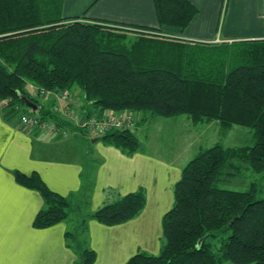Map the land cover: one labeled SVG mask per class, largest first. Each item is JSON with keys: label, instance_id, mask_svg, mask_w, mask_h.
<instances>
[{"label": "trees", "instance_id": "obj_1", "mask_svg": "<svg viewBox=\"0 0 264 264\" xmlns=\"http://www.w3.org/2000/svg\"><path fill=\"white\" fill-rule=\"evenodd\" d=\"M63 1L0 0L3 114L16 115L22 97L34 101L29 93L34 87L36 93L69 91L60 108L66 106L72 115L69 105L77 87L84 102L82 123L105 111L134 115L133 128L110 129L97 137L126 154L139 149L134 130L146 121L145 115L186 114L195 122L218 121L224 129L233 124L251 128V145L224 147L216 142L185 164L174 186L173 205L162 218L160 252H138L125 264H264V197L256 198L253 183L247 190L218 186L230 168H238L235 160L264 172V38L212 44L172 36L197 15L191 0H151L157 27L93 19L87 10L66 16ZM58 109L41 108L36 116L54 122L66 135L69 128L84 134L82 116L75 123ZM14 176L43 199L34 227L68 218L69 201L37 174L15 171ZM144 205L145 194L138 190L90 216L116 225L137 216ZM224 231L229 235L214 250L211 239ZM66 235L75 242L74 234ZM94 260L95 252L85 248L78 264Z\"/></svg>", "mask_w": 264, "mask_h": 264}, {"label": "crops", "instance_id": "obj_2", "mask_svg": "<svg viewBox=\"0 0 264 264\" xmlns=\"http://www.w3.org/2000/svg\"><path fill=\"white\" fill-rule=\"evenodd\" d=\"M222 1L191 0L197 15L183 32L173 31L172 36L212 44L264 38V0H229L227 17L240 26L226 25L219 33L216 24ZM95 2L99 15L107 21L157 27L151 0H94L86 10ZM78 6L79 0H64V12L71 13L64 15H81L71 12ZM241 19L247 27H242ZM241 31L247 34L237 33ZM29 93L35 98L34 115L41 108L53 110L65 104L53 94L38 95L34 87ZM71 101L69 108L80 118L82 96L73 92ZM24 106L26 110L18 104L17 114L7 117L0 102V264H78L85 248L95 252L93 264H125L138 252L158 254L163 245L162 218L173 205L174 186L185 164L206 147L202 143L208 137L203 136L200 124L206 128L220 124L222 128L221 123L195 122L186 114L169 118L145 115L147 128L155 129L151 135L146 131L137 135L144 122L140 124L134 130L139 149L126 154L98 138L83 143L75 130L72 139L69 134L24 129L19 121L20 114L28 112ZM70 144L75 148L70 149ZM15 171L37 174L47 188L65 197L71 205L68 218L50 227H34L43 199L37 190L19 183ZM138 190L145 194V205L137 216L116 225L90 216L101 206ZM66 233L74 234L75 242Z\"/></svg>", "mask_w": 264, "mask_h": 264}, {"label": "rangeland", "instance_id": "obj_3", "mask_svg": "<svg viewBox=\"0 0 264 264\" xmlns=\"http://www.w3.org/2000/svg\"><path fill=\"white\" fill-rule=\"evenodd\" d=\"M93 1L94 0H79V6L77 7V9L72 10L71 12H74V13L80 12L79 14H82L83 11L86 10ZM228 4H229V0H223L221 7H220V13L218 15V20L216 24V31L219 33L223 27H226V25L230 28H233V27L237 28L240 26L237 23V20L232 19L234 16L231 17L232 20H229V17H227ZM96 6L97 4L95 2L92 6H90L86 14H88V16H90L93 19H99V18L105 19L106 17H101L99 15L101 11H98L97 10L98 8H96ZM65 12L67 14H71L67 10H65ZM65 12L63 10V14ZM89 13L91 15H89ZM108 15H110V13H108ZM105 20H109V19H105ZM240 23L245 25L242 27H247L246 20L241 19ZM237 33L242 34V35L247 34V32H242V31L237 32ZM244 39H248V38H244ZM73 92L74 94H79L80 96H82L81 91L77 87ZM21 108L25 110L27 109L24 106V104H21L20 109ZM19 112L20 110L18 111V113ZM36 115L39 116V113ZM158 118H161V117H158ZM148 125L149 123L144 121L142 126L136 132V134L137 135L141 134L142 136V134L146 131L149 135H151L152 129H155V128H152V126L147 128ZM212 125L213 126L209 125V127L206 128L205 124H200V128L204 130L203 136L208 137V138H204L203 143H202L203 145L206 144V147L213 145L215 142L220 143L224 147L244 146V145L252 144V141H253L252 129L249 127H244L241 125L233 124L231 128L224 129V128H219L220 124L218 125L212 124ZM73 132L75 131L71 128H69L67 131V135L69 134L68 136L72 139H73ZM77 136L83 141V143H85V141L86 143L91 142L90 140L91 137L89 136L86 128L84 129V134H79ZM141 136H140V139H141ZM140 143H141V140H140ZM69 147L70 149H74L75 145L70 144ZM234 164L238 166V168L236 167L230 168L228 172L230 174H225L224 176H222L221 180L218 182V186L224 189H231V190H247L249 189L251 183H253L256 188V198L264 197V172L252 171L250 168L245 167V164H241L237 160L234 161ZM228 235H229V231H224L218 234L217 237L212 238L211 239L212 248L214 250H218ZM221 264H233V263L229 261H223Z\"/></svg>", "mask_w": 264, "mask_h": 264}, {"label": "built area", "instance_id": "obj_4", "mask_svg": "<svg viewBox=\"0 0 264 264\" xmlns=\"http://www.w3.org/2000/svg\"><path fill=\"white\" fill-rule=\"evenodd\" d=\"M39 95L53 94L57 100L64 101L69 96V91H64L61 94L55 92L45 91L43 89H37ZM55 110H60L61 113L73 119L75 123L79 121L78 115H70L68 108L65 106L60 108V106H55ZM21 126L24 129H39L46 133L60 132L62 135H66V130L62 128H57L54 122L49 120H40L36 115L29 113H22L19 117ZM136 124L135 117L130 112L123 111H105L100 116L92 115L87 118L82 125L88 131L90 137L102 136L106 131L110 129H123V128H133Z\"/></svg>", "mask_w": 264, "mask_h": 264}, {"label": "water", "instance_id": "obj_5", "mask_svg": "<svg viewBox=\"0 0 264 264\" xmlns=\"http://www.w3.org/2000/svg\"><path fill=\"white\" fill-rule=\"evenodd\" d=\"M22 99H23L24 104L29 108V109H28V112H29V113L36 112V110L33 109L34 106H35V104H34L33 102H31V101H30L29 99H27L26 97H22ZM83 118H84V116L82 115V117H81V119H80V121H79V125L82 124ZM95 140H97V137L91 139V141H95Z\"/></svg>", "mask_w": 264, "mask_h": 264}]
</instances>
